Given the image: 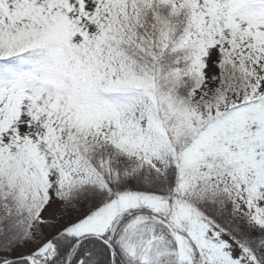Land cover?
Returning a JSON list of instances; mask_svg holds the SVG:
<instances>
[{
    "label": "snow or ice",
    "instance_id": "6c2138e0",
    "mask_svg": "<svg viewBox=\"0 0 264 264\" xmlns=\"http://www.w3.org/2000/svg\"><path fill=\"white\" fill-rule=\"evenodd\" d=\"M0 264H264V0H0Z\"/></svg>",
    "mask_w": 264,
    "mask_h": 264
}]
</instances>
